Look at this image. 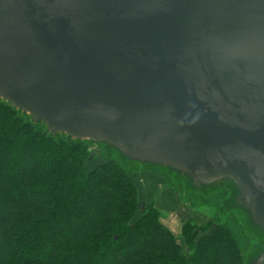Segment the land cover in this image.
<instances>
[{"label": "water", "instance_id": "obj_1", "mask_svg": "<svg viewBox=\"0 0 264 264\" xmlns=\"http://www.w3.org/2000/svg\"><path fill=\"white\" fill-rule=\"evenodd\" d=\"M0 103L126 170L227 187L264 264V0H0Z\"/></svg>", "mask_w": 264, "mask_h": 264}, {"label": "trees", "instance_id": "obj_2", "mask_svg": "<svg viewBox=\"0 0 264 264\" xmlns=\"http://www.w3.org/2000/svg\"><path fill=\"white\" fill-rule=\"evenodd\" d=\"M95 152L0 103V264H245L234 220L189 221L185 252L135 173Z\"/></svg>", "mask_w": 264, "mask_h": 264}, {"label": "rangeland", "instance_id": "obj_3", "mask_svg": "<svg viewBox=\"0 0 264 264\" xmlns=\"http://www.w3.org/2000/svg\"><path fill=\"white\" fill-rule=\"evenodd\" d=\"M95 153L97 154V159L95 160L96 164H100L104 160H118V162L122 165V161L113 153L109 154L106 150L100 148V147H94ZM99 161V162H97ZM93 165H95L93 163ZM125 166V165H124ZM89 170H86L89 172L91 168H88ZM127 170L137 174L142 173H149L153 176H160L163 179V188L161 191L155 195L152 193L153 201H160L161 196L165 192V188L168 190L173 191L174 193V199L167 200L166 203L163 205L161 204L158 206V202L156 204H152L150 206H155L159 210H161L165 217H164V225L167 226L171 232L179 238V241L181 245L183 246V250L185 252L188 251L187 247V241L181 238V231L185 224H187L189 221H191L193 224L196 225H204L207 222H209L212 217L216 216L221 222L225 223L226 221L232 219L234 220L239 227L242 230V233L245 237L246 244L243 246V261L245 264H247L248 259L251 258L257 251V249L261 248L263 245L261 239L255 235V233L250 229L248 226L245 218L240 214L239 211L235 209H227L225 207V203L228 199H230L233 195V193L227 189V187H218L206 194L203 195H196L192 192H187L186 186L183 180L176 179L175 177L164 173V172H155L152 170H147L144 168H138L134 166H127ZM135 178V177H134ZM141 183V182H140ZM141 186H138L139 189V196L141 200L146 204L149 205L146 198L144 199L141 196L140 188H144L145 183H141ZM146 186L149 187V184L146 183ZM169 192V191H168ZM180 206H182V212L180 214ZM166 207V209L169 208V210L162 209ZM172 209V210H171ZM191 212V214L194 216L193 218L189 217L187 218L186 213ZM189 212V213H190ZM204 215V216H202ZM197 220V221H196ZM214 229V226L211 230Z\"/></svg>", "mask_w": 264, "mask_h": 264}, {"label": "crops", "instance_id": "obj_4", "mask_svg": "<svg viewBox=\"0 0 264 264\" xmlns=\"http://www.w3.org/2000/svg\"><path fill=\"white\" fill-rule=\"evenodd\" d=\"M134 179L136 180L137 186H141L140 184L142 182L145 183L144 188H142V187L140 188V192H141L140 194H141V196L144 199L146 198V200L148 202H150V203H148L149 205L156 204V202H158V206H160L161 204L163 205L164 203H166L167 200H171L172 198L174 199L173 191L168 190L167 188H165L164 189L165 192L161 196V200L160 201H155V202L153 201L152 193L157 195L161 191V189L163 188L162 184H163L164 181H163V179L160 176H153L152 174H149V173H142V174L135 175ZM146 183L149 184V187L146 186ZM162 209H166V207H164ZM182 209H183L182 206H180V211H179L180 214L182 212ZM166 210H169V208L166 209ZM189 212L186 213L187 218H189V217L193 218L194 216L191 214V212L190 213ZM202 216H204V215H202Z\"/></svg>", "mask_w": 264, "mask_h": 264}]
</instances>
